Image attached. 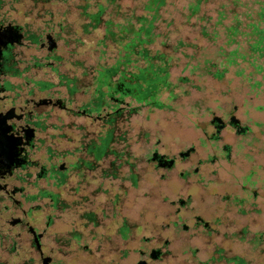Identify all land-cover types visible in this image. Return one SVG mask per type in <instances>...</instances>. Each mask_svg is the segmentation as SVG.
Listing matches in <instances>:
<instances>
[{
  "label": "rangeland",
  "instance_id": "1",
  "mask_svg": "<svg viewBox=\"0 0 264 264\" xmlns=\"http://www.w3.org/2000/svg\"><path fill=\"white\" fill-rule=\"evenodd\" d=\"M188 1L166 0L160 10L162 20L156 24L159 32L169 30L175 33L173 38L183 40L174 50V42L171 41L168 49L173 56L167 76V86L172 90L171 99H166V93L161 92L159 98L165 106L140 107L125 120L116 119L105 153L112 149L122 151V157L133 164L130 173L134 174L131 188L134 222L142 223L136 230L135 246L141 235L153 233L169 221L165 214L170 208L168 201L171 198L178 193L182 197L190 193V204H197L198 197L204 196L205 202L209 201L206 203L224 198L231 207L229 218L232 228L222 243L229 251L215 264H264V240L260 238L264 237V88L250 86L246 74L248 68L238 71V66L229 65L221 76L214 73L221 69L219 44L222 37L219 35L213 41L209 35H200V29L216 18L215 10L223 0H207L198 11L203 18L199 15L187 17L189 11L185 6ZM255 1L264 0H237L234 6L231 2L227 6L241 13L245 5L255 7ZM77 2L0 1L4 8L9 9L8 17L28 25L39 37L48 32L56 34L52 56L41 59L38 68L29 70V73L36 72V78L44 81L46 88L69 104L67 112L54 111L58 120L71 128L61 129L66 137L78 136V127L83 124L88 136L102 134L100 115L104 113L103 110L100 114L88 112L86 117L79 115L80 104L89 98L87 90L83 91L88 75L81 77L77 82L78 88L71 94L59 83V74L70 76L74 67L87 65L95 57L92 38L80 30L82 19L74 7ZM207 15L211 16L210 19ZM230 16L231 12L227 10L222 21L229 22ZM170 32L169 36H172ZM36 53L42 58L46 51L38 49ZM234 105L235 109L232 108ZM230 113L238 118L239 124L246 126V130L236 132L225 125L218 132L219 139L209 138L210 132L214 131L210 118L218 115L227 123ZM56 145L63 148L67 143L58 140ZM190 145L194 151L189 157L188 170L200 160L199 176L202 180L197 185L178 184L177 152ZM153 152L175 156L177 160L169 168H157L153 163L148 165L144 161L150 159ZM256 230H261V236ZM189 235L188 231L183 232L182 264H195L191 252L197 243ZM11 246L10 241L6 248L0 246V262L25 264L29 256L10 254ZM167 248L178 251V239H170ZM209 263L212 264L210 260Z\"/></svg>",
  "mask_w": 264,
  "mask_h": 264
},
{
  "label": "flooded vegetation",
  "instance_id": "2",
  "mask_svg": "<svg viewBox=\"0 0 264 264\" xmlns=\"http://www.w3.org/2000/svg\"><path fill=\"white\" fill-rule=\"evenodd\" d=\"M8 10L0 3V246L10 241V254L29 256L25 264H42L43 257L46 264H182L183 232L188 231L197 243L191 252L195 264L224 259L229 248L222 243L232 228L230 205L224 198L206 203L204 196L190 204V193L171 198L165 214L169 221L141 235L135 246L142 223L134 222L133 164L105 153L101 136H88L85 124L78 127V136L61 131L71 128L54 111L67 112L69 104L46 83L41 87L36 72L29 73L54 48L45 43L46 34L39 37L8 17ZM38 49L46 51L42 58ZM79 115L88 112L80 107ZM225 125L241 130L239 122ZM213 129L209 138L219 139ZM58 140L67 146L57 147ZM180 151L178 184L197 185L201 161L189 171L194 149L186 155ZM176 160L155 153L144 162L169 168ZM170 239H178V251L167 248Z\"/></svg>",
  "mask_w": 264,
  "mask_h": 264
},
{
  "label": "trees",
  "instance_id": "3",
  "mask_svg": "<svg viewBox=\"0 0 264 264\" xmlns=\"http://www.w3.org/2000/svg\"><path fill=\"white\" fill-rule=\"evenodd\" d=\"M236 1L228 2L234 6ZM206 2L189 0L185 6L189 11L187 17L199 15L200 7ZM228 2L223 0L215 10L216 18L200 29V35H209L213 41L219 35L222 37L221 69L214 73L221 76L229 65L238 66V71L248 68L250 86L264 88V1H255V7L245 5L241 13L227 6ZM165 3L166 0H78L74 5L82 19L80 30L93 40L95 57L87 65L74 67L70 76L59 74V83L71 94L78 88L81 77L89 76L83 89L89 98L80 107L99 114L104 110L100 115L102 134H99L103 148L112 137L116 119L125 120L140 107L165 106L159 98L161 92L166 93V99L172 97L167 76L173 56L168 49L171 41L174 50L183 40L173 38L175 33L169 30L164 33L157 30ZM227 10L231 16L224 23ZM201 15L199 18H203ZM39 84L42 87L45 82L39 80ZM111 152L125 159L122 151Z\"/></svg>",
  "mask_w": 264,
  "mask_h": 264
},
{
  "label": "water",
  "instance_id": "4",
  "mask_svg": "<svg viewBox=\"0 0 264 264\" xmlns=\"http://www.w3.org/2000/svg\"><path fill=\"white\" fill-rule=\"evenodd\" d=\"M45 43L47 44L48 48H55L56 47V41L54 40L53 38V33L52 32H48L46 33V36H45ZM233 109H235V105L232 107ZM229 124H235V123H238V118L234 115V114H230L229 117H228V121H227ZM209 123L212 124L215 128V131L218 132L223 126H224V122L222 121V118L218 115H213L210 120H209ZM244 127L246 126H241L240 125V129L239 131H243ZM238 131V132H239ZM194 147L192 145L188 146L187 148H185L184 150L180 151L179 154L180 155H186L189 153V151L193 150ZM156 152H153L152 153V158H153V155L155 154ZM162 155V154H160ZM172 162V158H170L168 160V165ZM151 256H153V251L151 253ZM42 264H46V259L43 257L42 258Z\"/></svg>",
  "mask_w": 264,
  "mask_h": 264
}]
</instances>
